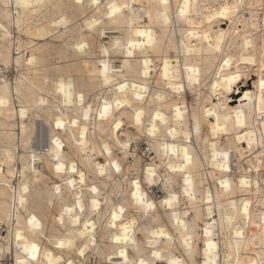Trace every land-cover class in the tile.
I'll use <instances>...</instances> for the list:
<instances>
[{
	"label": "bare ground",
	"instance_id": "1",
	"mask_svg": "<svg viewBox=\"0 0 264 264\" xmlns=\"http://www.w3.org/2000/svg\"><path fill=\"white\" fill-rule=\"evenodd\" d=\"M262 74L264 0H0V264H264Z\"/></svg>",
	"mask_w": 264,
	"mask_h": 264
},
{
	"label": "snow or ice",
	"instance_id": "2",
	"mask_svg": "<svg viewBox=\"0 0 264 264\" xmlns=\"http://www.w3.org/2000/svg\"><path fill=\"white\" fill-rule=\"evenodd\" d=\"M163 2L166 4L167 3V0H163ZM93 3L94 4H99V0H93ZM24 6H28V5H24ZM123 7H127V5H124ZM236 8V5H231V4H223L221 6L218 7L215 15L217 16H221V17H227L234 9ZM108 15L111 17V16H115L117 13L121 12V6H118L117 4L115 3H112V4H109L108 5ZM183 14V12H182ZM191 23V22H190ZM135 35L137 37H146L147 38V42L150 44L151 43V34L150 33H147V32H136ZM189 35L192 36V35H195V33L193 32H189ZM141 45L136 43L135 41H133L131 38L129 39V43H128V48L129 49H132V48H135V47H140ZM128 55H132V52L129 51L128 52ZM229 63L228 60H225L224 61V64L227 65ZM105 71H107V69H105ZM235 79H237V77L233 76L232 77V80L234 81ZM231 83V82H229ZM260 87L262 90H264V74H262V78H261V84H260ZM61 90L63 91V86H61ZM123 90V86H122V89ZM139 99V97H137ZM109 111V107L106 105L105 108L103 109V112L101 113V116L103 117L104 115H106ZM143 113L142 112H137L136 113V123L137 124H140L141 123V117H142ZM209 116L212 115L211 112L208 113ZM85 118H87V116H85ZM154 120H159L160 122H164V117H162L159 113L156 114V116L154 117ZM73 123H75V121H73ZM62 125L61 124H57V127H61ZM117 128H119V124H117ZM156 126L155 124H153V127L150 129V134H154L156 132ZM215 131V129H214ZM122 147H127V145H122ZM105 151H107V146H105ZM185 159L188 160L189 158L187 156H185ZM213 159H215V157H213ZM63 165H58L57 166V171H60L62 169ZM113 167L116 168V171H120V168H119V165L118 164H113ZM73 171H75V166H73L72 168ZM172 171H183V168L180 167V166H174L172 167ZM148 172H149V175L151 176L153 173H152V169H148ZM101 174H103V171H101ZM81 182H83V176H81ZM151 182V181H149ZM70 183H72L70 181ZM93 191H95V189H93ZM132 196H133V199L135 201V203L140 206L141 208H144V209H151L154 205L151 204V203H147L146 202V198L144 196V194L141 192V189H140V184L139 182H136V190L135 192L132 193ZM95 204V201L93 202ZM165 203H169L170 205V201H165ZM82 210V209H81ZM121 211H123V209H121ZM65 212L67 213H71L72 212V209H65ZM119 217L113 213V220H116L118 219ZM30 224H32L34 227H39L38 224L35 223V217L32 218V220L29 221ZM113 227H115L116 225L113 224L112 225ZM125 233H127V226H125ZM153 236H156V235H160V236H163L164 235V232L163 230L159 231L158 233L157 232H153L152 233ZM21 237L19 236V234L17 235V239L19 240ZM117 241H119L121 239V237H117L116 238ZM124 239H127V236L125 235ZM58 248H64V247H70L71 246V241H68L67 244L64 242V241H60L57 243L56 245ZM25 251L29 253L30 255V258L32 261H36L37 264H40V261H39V252H40V249L35 245H31V248L29 249L28 247H25ZM81 255H83V252H81ZM121 255H124V253L122 252ZM154 256H157V258H159V255L158 253H153ZM46 257L48 259V264H59L58 260H55L52 258L51 254L50 253H46ZM18 264H24V262L22 261H18ZM125 264H127V261H125ZM140 264H145V262L143 260L140 261ZM172 264H176V262H172Z\"/></svg>",
	"mask_w": 264,
	"mask_h": 264
},
{
	"label": "rangeland",
	"instance_id": "3",
	"mask_svg": "<svg viewBox=\"0 0 264 264\" xmlns=\"http://www.w3.org/2000/svg\"><path fill=\"white\" fill-rule=\"evenodd\" d=\"M224 27L227 28V24H225ZM62 42L63 41H58L57 43L61 44ZM112 58H114V57H112ZM58 63L59 62L57 60H52L49 63L50 64L49 70L51 71V67L53 66V64L58 65ZM252 83L253 82L250 80L246 84H241V86L239 87L240 88L239 91H243L246 88H253V84ZM99 95H100V90L98 88H96L91 94L89 93V94L85 95V97H84L85 98V102H87V100H90L92 102V104L95 105L97 103V101H98ZM237 99H238V94H233L232 97H231L232 103H235V101ZM187 100H188V102H190V104H196L197 97L193 93H189V95L187 97ZM124 134H126V133H124ZM204 134H206L205 131H204ZM138 144H140V143H138ZM47 150H48V153H50V154L53 153L50 146L47 148ZM231 162H232V168L235 171L236 168H237V160L234 157V154H232ZM44 172L46 174V178H47L49 184H53L54 181H58V179H56L54 177V175L51 173V167H49L48 169H45ZM134 174H136V171H133V170L126 171L125 170V171H122V172H120L118 174L117 179L120 178L121 181H125V180L131 178V176L134 175ZM87 175H88V181H89L91 176L93 175V173L87 172ZM108 187H109V190H113V191L116 190V188H115L113 183L112 184L110 183L108 185ZM49 204L51 205V213H50L49 216H52L54 218V220H55V222L51 226H53V228L56 231V233H58V232L62 233V232H64V227H63V217L64 216L61 213V211H59L56 208L55 202L50 201ZM95 261L96 260H94L92 264H95Z\"/></svg>",
	"mask_w": 264,
	"mask_h": 264
}]
</instances>
